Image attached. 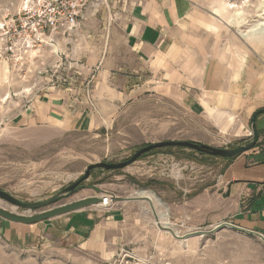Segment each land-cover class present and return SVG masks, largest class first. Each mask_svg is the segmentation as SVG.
Returning <instances> with one entry per match:
<instances>
[{"label":"rangeland","instance_id":"1","mask_svg":"<svg viewBox=\"0 0 264 264\" xmlns=\"http://www.w3.org/2000/svg\"><path fill=\"white\" fill-rule=\"evenodd\" d=\"M22 1L0 0V20L7 13H15ZM92 1L76 26L57 38L49 57L44 53L34 65L18 71L4 63L6 67L0 73V190L29 203L61 197L35 210L18 207L0 197V207L31 215L91 195L107 194L112 197L111 204L126 201L121 221L108 228V241L117 237L118 245L111 244L113 253L103 254L84 251L77 242L64 237L48 239L43 232L34 238L26 233L25 238L15 239L9 237V227L18 223L0 217V264H264V241L257 235L223 227L179 239L161 227L168 226L182 236L211 230L223 222L236 225V204L218 182L225 160L233 157L201 154L184 147L157 148L122 169L93 168L81 187L67 191L88 165L121 162L152 142L187 140L215 148L248 143L251 131L245 123L246 131L240 133L239 115H230L222 132L214 127L210 117L190 112L183 103L147 97L122 105L106 129L75 131L15 122L34 93L46 89L63 73L88 80L91 75L82 69V61H99L110 45L121 44L126 10L136 0ZM226 1L245 9L246 19L239 26L226 23L234 9L227 8ZM195 2L194 31L197 39L204 42L206 55L220 54L229 62L258 63L264 67V44L237 35L238 27L246 28L258 20L257 10L264 0ZM220 3L224 7L222 15L217 12ZM142 191L151 194L150 201L145 197L114 199L138 197ZM108 207L96 204L85 208H92L101 219L107 215ZM231 216L233 222L227 220ZM159 218L167 219L168 224L161 223Z\"/></svg>","mask_w":264,"mask_h":264},{"label":"crops","instance_id":"2","mask_svg":"<svg viewBox=\"0 0 264 264\" xmlns=\"http://www.w3.org/2000/svg\"><path fill=\"white\" fill-rule=\"evenodd\" d=\"M196 6L195 0L134 1L125 13L121 44L110 45L99 61H82L90 78L34 93L15 122L75 131L106 129L122 105L154 97L210 117L219 131L227 128L230 115H239L238 130L244 134L252 113L264 107V67L206 55L194 31ZM223 8L220 3V15ZM231 18L226 23L235 25ZM0 62L1 73L5 62ZM256 125V146L225 160L218 182L236 204L234 223L264 235V114L257 116ZM125 203L114 201L101 219L92 208H82L51 221L18 223L9 227L8 235L21 239L27 233L34 238L43 232L48 239L77 242L87 252L111 254V244L117 246L119 239L109 242L108 228L121 221Z\"/></svg>","mask_w":264,"mask_h":264},{"label":"built area","instance_id":"3","mask_svg":"<svg viewBox=\"0 0 264 264\" xmlns=\"http://www.w3.org/2000/svg\"><path fill=\"white\" fill-rule=\"evenodd\" d=\"M92 4V0H23L15 13L0 20V60L18 71L34 65L44 53L49 57L57 38L71 31ZM80 81L77 75L63 73L46 88ZM100 198V206L111 205L110 195Z\"/></svg>","mask_w":264,"mask_h":264},{"label":"water","instance_id":"4","mask_svg":"<svg viewBox=\"0 0 264 264\" xmlns=\"http://www.w3.org/2000/svg\"><path fill=\"white\" fill-rule=\"evenodd\" d=\"M264 114V107L257 109L256 111H254L252 113V116L250 118L249 121V129L251 131V139L248 143L242 144V145H238L236 147H232V148H215V147H211L205 144H200L198 142H191V141H187V140H163V141H158V142H152L149 144H146L142 147H140L138 150H136L128 159L123 160L121 162H98V163H93L90 164L86 167L85 172L82 174V176H80L77 180H75V182H73L68 188L67 191L73 192L77 187H81L82 185L80 183H82L83 181L87 180L90 174V171L93 168H103L106 170H116V169H122L124 167H126L127 165L133 163L134 161L137 160V158H139L141 155L153 150V149H157V148H163V147H184V148H190V149H194L197 151H203L206 153H209L211 155L214 156H219V157H234L237 156L245 151L250 150L251 148H253L255 146V144L258 141L259 138V131L257 129V125H256V119L257 116ZM97 192H99V188H95ZM0 197L5 199L6 201L18 206V207H22V208H26V209H30V210H35V209H40L42 207L48 206L50 205L52 202L56 201L60 196H53L47 200L41 201V202H22L19 201L15 198H13L12 196L4 193L3 191L0 190ZM144 197L138 196V197H117L114 198L115 200H132V199H141ZM148 201H150L149 198H146ZM101 202V198L99 196L96 195H91L88 197H84L82 199H79L77 201H73V202H69V203H64L55 207H51V208H47L41 211H38L34 214L31 215H21V214H17V213H13L11 211H8L4 208L0 207V217L9 220L11 222H16V223H22V224H33V223H37L43 220H47L53 217H57L69 212H73L82 208H85L87 206L90 205H96L99 204ZM152 207V206H151ZM154 214V218L155 221L158 222V217L155 214V212L153 211ZM162 228L166 229L167 231H169L172 235H174L176 238L179 239H186L190 236H194V235H203L206 233H212L220 228L223 227H228L237 231H241V232H245L248 234H253V235H257L259 238H261L264 241V236L262 233L251 230V229H247L244 227H240L237 225H234L232 223H228V222H223L221 224H218L217 226H215L214 228H212L211 230L208 231H195V232H190L187 234H184L182 236L177 235L170 227L168 226H161Z\"/></svg>","mask_w":264,"mask_h":264},{"label":"bare ground","instance_id":"5","mask_svg":"<svg viewBox=\"0 0 264 264\" xmlns=\"http://www.w3.org/2000/svg\"><path fill=\"white\" fill-rule=\"evenodd\" d=\"M225 4L227 8H230V9L234 8L232 10V18L230 22L232 24H235L236 26H239L240 22H243L244 19H246L245 9L242 6L239 7L235 5V3H232V2L226 1ZM257 11H258V17H259L258 20L254 23L248 24L246 28L238 27L237 35L240 36L242 39L249 41V42L251 41V39H255V41L258 42V45H263L264 44V3L263 2L261 3V6L259 5V8ZM140 195L146 198H151V194L144 192V191L140 192ZM159 219L161 223L168 224L167 219L163 221L161 220V218Z\"/></svg>","mask_w":264,"mask_h":264},{"label":"trees","instance_id":"6","mask_svg":"<svg viewBox=\"0 0 264 264\" xmlns=\"http://www.w3.org/2000/svg\"><path fill=\"white\" fill-rule=\"evenodd\" d=\"M255 146H256V144H255ZM254 146V147H255ZM195 152H197V153H201V154H205L206 152H203V151H197V150H194ZM209 154V153H208Z\"/></svg>","mask_w":264,"mask_h":264}]
</instances>
